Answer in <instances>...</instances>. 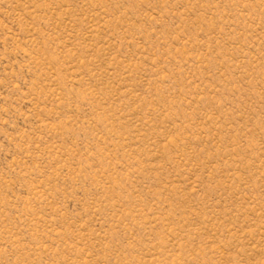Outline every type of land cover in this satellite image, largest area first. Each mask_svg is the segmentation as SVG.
I'll list each match as a JSON object with an SVG mask.
<instances>
[{"label":"rangeland","instance_id":"1","mask_svg":"<svg viewBox=\"0 0 264 264\" xmlns=\"http://www.w3.org/2000/svg\"><path fill=\"white\" fill-rule=\"evenodd\" d=\"M0 264H264V0H0Z\"/></svg>","mask_w":264,"mask_h":264}]
</instances>
